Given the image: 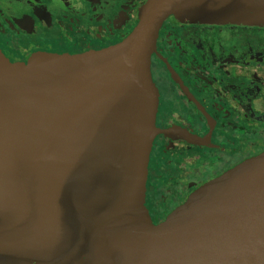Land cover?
Listing matches in <instances>:
<instances>
[{"label": "water", "instance_id": "water-1", "mask_svg": "<svg viewBox=\"0 0 264 264\" xmlns=\"http://www.w3.org/2000/svg\"><path fill=\"white\" fill-rule=\"evenodd\" d=\"M170 14L264 26V0H144L105 47L0 54V264H264V150L146 211L149 61Z\"/></svg>", "mask_w": 264, "mask_h": 264}, {"label": "flooded vegetation", "instance_id": "flooded-vegetation-1", "mask_svg": "<svg viewBox=\"0 0 264 264\" xmlns=\"http://www.w3.org/2000/svg\"><path fill=\"white\" fill-rule=\"evenodd\" d=\"M143 1L109 16L93 0H0V54L25 61L39 51L105 47L129 32L128 21L136 22ZM154 49L149 70L157 90V131L149 159L155 167L147 166L146 187L165 177L159 164L174 153L168 168L177 171L175 161L188 166L181 168L174 207L200 183L264 150V26L170 14L160 23ZM165 197L158 207L144 200L152 222L172 208Z\"/></svg>", "mask_w": 264, "mask_h": 264}, {"label": "rangeland", "instance_id": "rangeland-1", "mask_svg": "<svg viewBox=\"0 0 264 264\" xmlns=\"http://www.w3.org/2000/svg\"><path fill=\"white\" fill-rule=\"evenodd\" d=\"M132 1H129V0L118 1L115 4V0H93V5H95V6H99V5L106 6L104 9L106 10L108 8L109 12L105 13V14L111 16L115 12L116 9L124 10L123 8H128L129 5H130V8H131L132 7ZM122 2H123V4L119 6V4L122 3ZM134 19H135V17L131 18L128 21V26H127L126 29L130 30L132 28V26L135 24L134 23L135 22ZM152 139H153V137H152ZM152 139H151V143H152ZM150 150H151V148L149 149V151ZM172 154H174V153H172ZM172 154H166L165 156H163L164 159L168 160V161L160 163L159 167H158V169L161 170L162 173H164L163 176H165V177L162 180L160 178H158V180L154 179L152 182H155V183H154V186H152V187L150 186V184H148V186L146 187V179H145V187H144V200L146 199L148 201V199L151 198V201H154L155 207H158V202L157 201L161 197L164 198L166 196L165 197L166 202H167L166 203V207L168 208V210L172 207V204H173V202H174V200H175V198L177 196L174 193L175 191H177L176 190V187H177L176 183L178 181H180L184 177L185 174H183L182 171L185 170V168L188 169L187 164H184V166H183L182 163L177 162V161L172 162L176 166V168H178L177 171L175 169L173 170L172 167L168 168L167 166H169L170 163H171L169 160H172L173 157H174V155L172 156ZM148 165H152V167H155L154 163H153V157L150 156V159H149V153H148L147 166ZM169 197H170V199L167 201V199ZM146 211H147V209H146Z\"/></svg>", "mask_w": 264, "mask_h": 264}]
</instances>
